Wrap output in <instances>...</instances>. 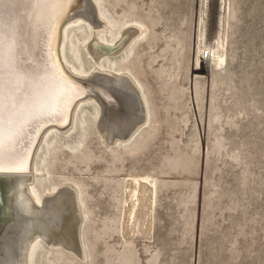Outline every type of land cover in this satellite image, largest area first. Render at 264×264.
<instances>
[{
    "label": "rangeland",
    "instance_id": "374dc122",
    "mask_svg": "<svg viewBox=\"0 0 264 264\" xmlns=\"http://www.w3.org/2000/svg\"><path fill=\"white\" fill-rule=\"evenodd\" d=\"M93 1L108 41L131 24L145 27L104 66L136 78L148 121L127 144L106 149L87 105L70 132L41 143L35 186L41 195L65 181L78 187L86 256L44 246L36 263L264 264V0ZM76 28L65 58L92 71L91 30ZM218 39L223 67L196 66L201 44ZM129 176L156 181L148 241L120 236Z\"/></svg>",
    "mask_w": 264,
    "mask_h": 264
},
{
    "label": "bare ground",
    "instance_id": "6f19581e",
    "mask_svg": "<svg viewBox=\"0 0 264 264\" xmlns=\"http://www.w3.org/2000/svg\"><path fill=\"white\" fill-rule=\"evenodd\" d=\"M4 17L0 264H37V254L44 246L83 260L86 213L80 191L65 181L39 194L35 158L41 143L48 139V145L52 140L51 133L70 132L76 112L80 110L81 115L87 105L96 111L94 126L106 149L127 144L143 130L148 112L139 82L128 71L106 68L104 60L116 58L141 41L146 30L131 24L108 41L105 35L110 27L93 0H15L5 5ZM82 25L91 30L85 52L96 66L88 72L68 62L64 53L68 30ZM222 41L201 42L196 66L204 62L221 69ZM123 190L120 236L126 243L150 240L157 198L155 179L129 176Z\"/></svg>",
    "mask_w": 264,
    "mask_h": 264
},
{
    "label": "snow or ice",
    "instance_id": "6c2138e0",
    "mask_svg": "<svg viewBox=\"0 0 264 264\" xmlns=\"http://www.w3.org/2000/svg\"><path fill=\"white\" fill-rule=\"evenodd\" d=\"M15 0H0V47L3 45L4 36H5V5L9 3H14ZM70 3L71 0H68ZM0 171H3V169H0Z\"/></svg>",
    "mask_w": 264,
    "mask_h": 264
},
{
    "label": "water",
    "instance_id": "95a60500",
    "mask_svg": "<svg viewBox=\"0 0 264 264\" xmlns=\"http://www.w3.org/2000/svg\"><path fill=\"white\" fill-rule=\"evenodd\" d=\"M65 17H66V16H65ZM65 17H64V19H62L63 21L66 19ZM63 21H62V22H63ZM62 22H61V23H62ZM59 26H60V25H59ZM58 31H59V27H58ZM57 38H58V37H57ZM56 52H57V50H56ZM0 172H3V171H0Z\"/></svg>",
    "mask_w": 264,
    "mask_h": 264
}]
</instances>
